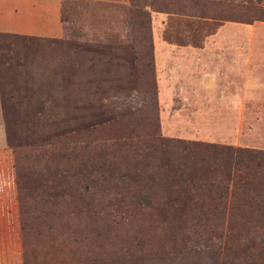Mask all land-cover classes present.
<instances>
[{"label": "rangeland", "instance_id": "1", "mask_svg": "<svg viewBox=\"0 0 264 264\" xmlns=\"http://www.w3.org/2000/svg\"><path fill=\"white\" fill-rule=\"evenodd\" d=\"M192 1L0 0V264H22V226L38 253L96 264L216 240L157 218L150 150L133 147L153 82L159 137L264 151V20ZM248 210L233 243L264 248Z\"/></svg>", "mask_w": 264, "mask_h": 264}, {"label": "trees", "instance_id": "2", "mask_svg": "<svg viewBox=\"0 0 264 264\" xmlns=\"http://www.w3.org/2000/svg\"><path fill=\"white\" fill-rule=\"evenodd\" d=\"M214 1L233 10L227 18L240 22L264 20V5L258 0ZM196 2L204 4L213 0ZM62 7L63 4L61 11ZM189 26L199 30L211 27V23L194 21ZM148 92L150 98L145 115H148L151 128L142 138L136 139L133 147L137 152L150 150L144 158L152 163L150 175L156 180L160 198L155 214L157 218L166 220L173 230H200L206 233L208 240L212 237L216 240L205 242L204 247L196 250H174L172 256L158 254L144 261L147 264H264V248L233 243V227L242 226L233 224V217L237 216H233L235 209L249 207L248 212L257 210L264 218V151L159 137L153 82ZM130 114L126 118L141 112ZM109 129L131 131L126 122L111 124ZM21 229L22 264H96L94 261L63 258L57 248L38 253L36 248L26 243L24 226Z\"/></svg>", "mask_w": 264, "mask_h": 264}, {"label": "crops", "instance_id": "3", "mask_svg": "<svg viewBox=\"0 0 264 264\" xmlns=\"http://www.w3.org/2000/svg\"><path fill=\"white\" fill-rule=\"evenodd\" d=\"M5 23H7V22H5Z\"/></svg>", "mask_w": 264, "mask_h": 264}]
</instances>
